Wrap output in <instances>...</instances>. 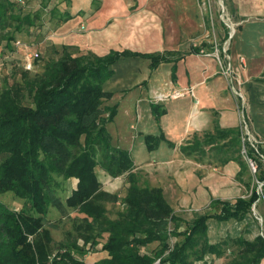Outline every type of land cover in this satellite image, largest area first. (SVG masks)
Returning a JSON list of instances; mask_svg holds the SVG:
<instances>
[{
  "label": "trees",
  "instance_id": "16d2710c",
  "mask_svg": "<svg viewBox=\"0 0 264 264\" xmlns=\"http://www.w3.org/2000/svg\"><path fill=\"white\" fill-rule=\"evenodd\" d=\"M225 1L235 12L231 0ZM23 4V0H0L1 61L5 53L14 52L16 34L27 32L30 38L35 37V20L24 13ZM37 54L35 64L41 57ZM130 57L149 60L153 71L162 63L177 62L180 54L124 50L97 56L62 46L50 49L38 77L29 79L30 71L17 60L16 71L0 78V197L10 193L24 201L19 210L0 201V264H86L85 256L96 248L106 257L94 264H153L157 258L164 264H194L206 255L224 257L225 264H260L263 260L264 238L259 235L223 240L209 236L211 221L241 223L249 218L261 197L256 188L250 189L247 198L213 199L208 212L181 229L183 219L162 188L145 184L133 171L129 151L112 144L107 125L117 107L105 105L113 93L106 91L104 84L112 78L113 66ZM17 73L21 81H15ZM25 98L29 104L24 103ZM151 110L159 124L165 110L159 104H152ZM202 139L195 136L188 149L197 151L204 144L219 153L224 144L230 148L239 145L241 133L238 127L223 130L215 126L213 133H204ZM144 141L152 152L166 140L160 134L146 135ZM219 141H223L221 147L216 146ZM244 144L247 157L257 165V180L264 182L263 151L258 148L256 153L249 142ZM228 161L239 165V175L248 170L241 154L224 162ZM96 167L112 178L126 175L123 197L101 190ZM60 178L78 180L77 189L65 202L58 195ZM104 204H120L122 209L110 219ZM50 208L62 217L67 215V208L81 215L78 229L83 232L78 236L85 248L76 242L54 248L50 231L55 225L47 219ZM154 243L155 249L147 251Z\"/></svg>",
  "mask_w": 264,
  "mask_h": 264
},
{
  "label": "crops",
  "instance_id": "0c3cea01",
  "mask_svg": "<svg viewBox=\"0 0 264 264\" xmlns=\"http://www.w3.org/2000/svg\"><path fill=\"white\" fill-rule=\"evenodd\" d=\"M93 2V0H70L69 15L58 23L46 38L52 48L74 47L82 52L90 51L97 56L124 50L142 54L164 52L180 54L177 62L162 63L153 71L150 70L147 59L122 58L113 66L112 78L104 84V89L113 93V97L105 105L110 106L113 103V106L117 107L116 115L107 125V130L111 137L115 133L123 143L128 139L126 145L120 146L129 151L135 166L134 172L135 170L146 172V158L152 159L151 163H155V160L158 161L163 156L166 159L172 158L178 161L175 162L176 165L180 163L177 147L171 149L163 144L152 152H148L145 145L148 156L143 158L141 156L142 141L137 142L136 137L158 136L160 134L157 132L161 130L167 139L183 140L193 133L208 132L211 127L214 131L215 126L223 130L238 127L237 105L228 91L226 77L219 73L218 65L213 58L200 54L201 50L209 53L211 47L201 37L196 38L197 40L193 39L201 31L196 12V0H100V3L92 9ZM231 3L232 6L236 4L237 9H242L239 0H231ZM227 35L228 32H225L223 38L225 39ZM35 37H38L37 33ZM194 42L197 44L196 47L193 46ZM194 49H199V52L194 53ZM16 53L14 50L9 55L12 57ZM5 54L3 60L9 58L7 57L9 55ZM259 58V60H253L254 63L258 60L261 65L262 57ZM141 61H144L146 66V75H141L145 72L138 66ZM174 66L175 80H172ZM263 69L260 66L258 73L262 74ZM128 70H132L131 73H136L140 78H130ZM244 75L239 71L240 84L247 80ZM255 76L251 74L249 79ZM176 93H179V96L172 97ZM157 95L163 96L164 100L157 101ZM145 103L146 110H141L140 107L143 108ZM152 104H159L165 110L159 124L152 114ZM215 113L218 114V122L210 127ZM118 122L120 123L117 125ZM127 144H131L133 148H127ZM263 149L261 150L264 154ZM231 165L234 169L239 168L235 161H229L228 166L231 167ZM100 171L105 178L113 180L119 178H112L102 169ZM207 180L206 184H202L203 187L209 190L214 199L225 201V193H222L224 195L217 193L218 189L213 187L212 182L215 178ZM209 185L212 187H208ZM203 187L200 186L195 190L196 192L187 191L189 202L191 200L196 204L204 202L203 204L208 206L210 202H207L211 200ZM161 188L163 190V187ZM113 194L117 193L113 192ZM164 196L167 199L165 192ZM238 198L246 197L237 196L226 201H235ZM255 206L264 221V197H260ZM247 220L248 218L245 221ZM245 221L238 224L241 225ZM220 224L211 221L210 229L220 228L218 227L222 226ZM213 239L217 240V238ZM99 254L103 258L106 257L105 253ZM260 264H264V258Z\"/></svg>",
  "mask_w": 264,
  "mask_h": 264
},
{
  "label": "rangeland",
  "instance_id": "374dc122",
  "mask_svg": "<svg viewBox=\"0 0 264 264\" xmlns=\"http://www.w3.org/2000/svg\"><path fill=\"white\" fill-rule=\"evenodd\" d=\"M23 1L24 13L30 14L31 18L35 20L34 28L38 37L30 38L27 32L16 34V41H19L22 50H16L17 48L14 46L13 50H16L17 53L0 62V78L6 77L12 71H16L14 60L21 61L23 52L28 49L30 52H39L41 56L32 71L29 72L28 78L34 79L41 75L44 58L49 56V51L52 49L46 38L51 33V30L69 15L70 0ZM93 1L92 9L100 3V0ZM239 2L242 9H237V5L234 4L233 10L235 12H231L229 4L225 0H196V12L198 22L201 24V31L193 39L201 37V39L208 43L207 45L211 47L209 51L210 57L216 61L219 73L226 77L228 81V91L233 96L238 110L237 123L241 133L240 146L225 147L224 145L226 144L223 145V141H219L216 146L221 147L223 145L219 153L204 144L197 147V151H190L188 147L193 143L194 137L197 136L202 139L203 132L190 134L183 140H176L174 138L167 139L164 133L159 130L157 133L163 134L166 140L161 142V144L171 149L175 147L178 149V160L180 163L176 165L175 162L178 161H174L172 158L166 159L163 156L158 161L155 160V163H151L152 159L148 160L146 158L148 154H146L144 138L136 137L135 139L137 142L138 140L142 141L141 149L143 154L141 156L146 158V172L142 170H135V172L141 176V180L145 184L163 187L168 202L176 214L183 219L184 224L181 229L185 228L197 216L208 212L210 203L214 199L209 190L205 189L202 185L207 183L208 178H215L214 182L211 181L214 184L213 187L218 189L217 193H225V201L232 200L237 196L247 198L252 188L257 189L261 198L264 197V186L260 187L257 184L258 173L252 171L248 162H246L248 170L241 175L238 174L240 168L234 169L232 168L233 165L231 167L228 166L229 161L227 163L224 162L227 159L236 158L239 154L245 160V142H251L259 149H263L264 145V69L262 70V74L258 73L260 66L264 68V0H239ZM206 18H208V22ZM32 31L34 30L31 29ZM225 32H228L226 40L223 38ZM229 35L231 36L230 38ZM259 57H262L263 62L261 65L258 62L261 59ZM253 59H258V64L254 63ZM138 66L142 70H146L144 61H141ZM128 71V75L130 74L131 76L130 78H140L136 73H131L132 70ZM239 71L245 74L246 76L244 75V77L247 78L241 84L238 82ZM145 73L146 71L141 75H146ZM251 74L256 76L249 79ZM14 79L15 81H21L20 73H17ZM29 101V98H25L24 103L29 104ZM110 106H113V103ZM140 108L141 110H146V103L143 108ZM212 122L210 127L212 124L218 122V114H214V121L212 120ZM211 128L205 133L212 134ZM130 137L129 139L131 140L132 135ZM127 140L123 143L122 139L118 138L115 133L112 135V144L116 147L122 148L120 145H126ZM203 141L204 139L201 140L202 143ZM168 142L172 146H168ZM130 145L127 144V148H133ZM261 161L264 164V158H261ZM100 170L101 168L99 167L95 168V173L99 177L101 184V190L117 193L121 197L125 195L127 188L126 175L125 177L123 175L122 177L119 176L117 180H113L105 178ZM58 181V195L65 202L66 198L77 189L78 180L75 178L67 180L60 178ZM200 186L208 192V198L211 200L207 202H210L208 206H205L204 202L196 204L194 201L191 200L189 202L188 200L187 191L191 190L193 192L200 188ZM208 187L212 186L209 185ZM0 201L7 207L16 210H19L24 202L10 193L1 196ZM104 205L106 215L110 219L115 218L117 213L122 209V205L120 204ZM258 213L259 210L254 205L247 221L241 225L238 223H222L220 224L222 226H218L220 228H211L210 238L220 240L235 236L252 238L259 234L260 231L264 235V221ZM47 219L55 225V228L50 231L54 248H57L58 245H70L75 242L79 247H84L83 239L78 236L83 232V229H78L80 224L82 225L81 215L76 210L67 208V215L62 217L57 210L50 208ZM31 239L29 237L30 241ZM156 246L157 244L154 243L148 246L146 250L152 251ZM97 249L85 256L86 264H94L103 259L99 254L100 251ZM213 257L215 256L206 255L201 262L203 261L204 264H225L226 260L224 257L215 258L218 260L217 263L213 260ZM205 259L206 261H204ZM197 264H201L200 261H197Z\"/></svg>",
  "mask_w": 264,
  "mask_h": 264
},
{
  "label": "built area",
  "instance_id": "2783aa9c",
  "mask_svg": "<svg viewBox=\"0 0 264 264\" xmlns=\"http://www.w3.org/2000/svg\"><path fill=\"white\" fill-rule=\"evenodd\" d=\"M230 37L231 36L229 35V38ZM14 46H15V48H17L16 50L21 49V47H22L20 45L19 41H15V45ZM193 46L196 47L197 44L194 42L193 43ZM200 54L205 55V56H211V54L206 53L203 50L200 51ZM7 57H10V55L7 56ZM22 57L23 58L21 60V66L23 67V69L25 71H32V69H33V67L35 65V59L38 57L37 52H30L29 49H28L27 51L23 52ZM6 59H4V60H6ZM0 62H1V60H0ZM0 68H1V63H0ZM178 96H179V93H176L172 97H178ZM156 100L157 101H163L164 100V97L161 96V95H157ZM249 143H250L251 147L254 148V150L256 151V153H258V148L254 144H252L251 142H249ZM244 156H245L246 162H248V165L250 166V168L252 169V171L256 172L257 165H256V163L252 159H250V158L247 157L246 149L244 150ZM260 156H261V158H264L262 155H260ZM257 184L260 185V187H263L264 186V182L258 181ZM258 235L261 236L262 238H264V235H263V233L261 231H260V233ZM215 258L216 257H213V260L217 263L218 260H216ZM204 261H206V259ZM200 263L201 264H204L203 261L202 262L200 261ZM153 264H164V263L162 262V258H157L154 261ZM194 264H197V262H194Z\"/></svg>",
  "mask_w": 264,
  "mask_h": 264
}]
</instances>
